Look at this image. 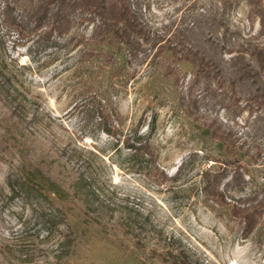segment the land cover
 <instances>
[{"label": "rangeland", "instance_id": "rangeland-1", "mask_svg": "<svg viewBox=\"0 0 264 264\" xmlns=\"http://www.w3.org/2000/svg\"><path fill=\"white\" fill-rule=\"evenodd\" d=\"M139 8L157 37L216 15L234 32V46H264L245 0H139ZM94 24L85 20L72 29L83 35L78 44L68 36L34 44L0 22V69L22 101L16 118L0 99V264H172L180 251L192 264H264V217L245 237L231 205L208 200L204 191L210 173L236 163L246 182L224 192L228 203L261 186L264 125L255 117L264 108L235 117L228 100L221 106L197 92L202 97L190 113L181 98L193 76L189 63L148 44L134 56L112 40L91 41ZM99 100L121 115L124 133L137 129L148 137L159 171L133 156L122 139L115 142L96 128L92 107ZM213 118L245 148L213 139L202 123ZM59 146L92 152L86 202L72 186L79 172L59 155ZM16 188L20 195L8 198ZM55 208L65 224L62 232H47L41 212Z\"/></svg>", "mask_w": 264, "mask_h": 264}, {"label": "trees", "instance_id": "trees-1", "mask_svg": "<svg viewBox=\"0 0 264 264\" xmlns=\"http://www.w3.org/2000/svg\"><path fill=\"white\" fill-rule=\"evenodd\" d=\"M245 1L250 19L258 18L259 34H262L264 0ZM139 9V0H0V22L7 32L15 33L18 38H32L34 44H56L58 39L65 36L78 44L83 35L72 34V29L85 20L93 21L91 41L104 43L112 40L119 50L124 49L134 56L139 51H145L143 44H148L155 47L158 53L166 49L174 60L189 63L193 76L181 98L190 113L201 100L202 95H197V92L215 97L216 104L221 106H226L228 100L235 105V117L244 111L251 114L254 109L264 108V46L250 41L234 46L231 43L234 32L222 17L216 15L197 20L194 29L177 28L172 37H157L144 24ZM225 53L234 54L224 61L222 56ZM16 92L15 85L0 69V99L8 102L12 115L19 118L18 110L22 101L14 96ZM242 100L244 103L240 106ZM92 115L96 120V128L114 138L115 142L122 139L133 156H140L146 163L153 164L155 171H159L155 165L156 154L148 137L137 129L124 133L121 127L123 119L114 108L99 100L92 107ZM195 118L200 120L197 116ZM255 119L264 125V115H258ZM202 123L216 141L233 149L245 148L246 143L239 142L234 131L217 118L203 120ZM58 153L79 172L72 186L74 192L84 193L86 202L92 177L85 166L89 164L92 152L77 146H59ZM242 168V164L236 163L213 171L206 177L204 191L208 200L231 205V215L240 221L242 233L247 237L264 217V181L251 194L238 198L237 203H228L224 192L241 187L246 182ZM229 176L230 179L220 188L223 180ZM50 189L51 193L59 196L56 189ZM21 191L20 188L13 189L8 198L20 195ZM2 196L0 187V198ZM79 198L83 201V195ZM41 218L47 232H62L60 226L65 224V219L61 210L55 208L49 213L43 211ZM172 264L192 263L187 254L180 251Z\"/></svg>", "mask_w": 264, "mask_h": 264}]
</instances>
